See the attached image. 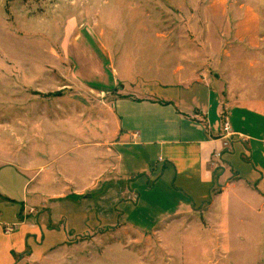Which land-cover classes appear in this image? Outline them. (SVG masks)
I'll return each mask as SVG.
<instances>
[{"label": "rangeland", "instance_id": "1", "mask_svg": "<svg viewBox=\"0 0 264 264\" xmlns=\"http://www.w3.org/2000/svg\"><path fill=\"white\" fill-rule=\"evenodd\" d=\"M175 73L216 81L225 103L258 111L264 0H0V229L33 217L55 229L15 264H264V207L242 187L221 199L213 226L199 213L151 227L173 206L165 180L147 203L130 193L106 201L108 184L128 193L137 178L118 182L108 166L97 180L104 162L89 142L113 129L117 100ZM16 165L66 200L42 209L38 196L32 208L34 181L24 185Z\"/></svg>", "mask_w": 264, "mask_h": 264}, {"label": "crops", "instance_id": "2", "mask_svg": "<svg viewBox=\"0 0 264 264\" xmlns=\"http://www.w3.org/2000/svg\"><path fill=\"white\" fill-rule=\"evenodd\" d=\"M175 74H170L167 80L170 84L151 83L144 94L117 100L112 109L113 129L107 128L108 136L101 143L89 142L101 151L98 160L104 162L97 180L109 175L108 166L117 173L118 182L121 178H137L128 184L125 190L128 193L118 183H107L106 201L114 204L119 197L130 193L137 195L138 203L146 196L147 203L149 195L165 180L164 194L173 201V206L158 222L149 225L156 227L167 221L166 228L187 225L188 218L199 213L205 216L206 224L213 226L221 199L237 186L264 207V138L257 137L253 131L264 132V115L258 109L264 107V102L257 105L256 112L244 103H225L216 81ZM112 79L113 87L117 79ZM223 116L230 126L228 137L222 132ZM110 158L113 164L107 162ZM15 169L24 179V185L34 181L26 194L32 208H38L32 204L37 201L30 199L38 196L42 199L38 201L42 209L46 199L66 200L64 194L35 183V176L24 174L29 172L26 168L16 165ZM223 179L225 182L220 186ZM85 199L75 201L81 203ZM34 218L31 222L24 219L19 230L13 229L9 234L4 232L7 227L0 229V264H15L28 242L39 243L47 233L55 232L53 225H46L43 220L39 225L34 224Z\"/></svg>", "mask_w": 264, "mask_h": 264}, {"label": "built area", "instance_id": "3", "mask_svg": "<svg viewBox=\"0 0 264 264\" xmlns=\"http://www.w3.org/2000/svg\"><path fill=\"white\" fill-rule=\"evenodd\" d=\"M222 132L224 133L225 137H228L229 135H231L230 126H229L228 119L226 118V116H223ZM12 230H13L12 227H7L6 229H4V232L5 234H9L11 233Z\"/></svg>", "mask_w": 264, "mask_h": 264}]
</instances>
